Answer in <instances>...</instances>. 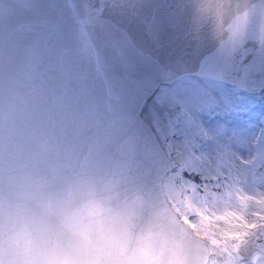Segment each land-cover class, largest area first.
Listing matches in <instances>:
<instances>
[{"label": "water", "instance_id": "obj_1", "mask_svg": "<svg viewBox=\"0 0 264 264\" xmlns=\"http://www.w3.org/2000/svg\"><path fill=\"white\" fill-rule=\"evenodd\" d=\"M187 74L264 89V0H0V174L47 170L103 191L64 216L102 264H208L222 250L173 209L172 159L141 115Z\"/></svg>", "mask_w": 264, "mask_h": 264}, {"label": "rangeland", "instance_id": "obj_2", "mask_svg": "<svg viewBox=\"0 0 264 264\" xmlns=\"http://www.w3.org/2000/svg\"><path fill=\"white\" fill-rule=\"evenodd\" d=\"M262 90L247 93L187 74L162 83L141 111L173 162L163 182L173 209L190 227L191 217L195 234L222 250L208 264H252L237 252L240 242L226 235L246 230L237 224L258 225L248 240L264 251Z\"/></svg>", "mask_w": 264, "mask_h": 264}, {"label": "clouds", "instance_id": "obj_3", "mask_svg": "<svg viewBox=\"0 0 264 264\" xmlns=\"http://www.w3.org/2000/svg\"><path fill=\"white\" fill-rule=\"evenodd\" d=\"M105 193L77 190L36 170L5 165L0 174V264H102L94 241L64 216Z\"/></svg>", "mask_w": 264, "mask_h": 264}, {"label": "snow or ice", "instance_id": "obj_4", "mask_svg": "<svg viewBox=\"0 0 264 264\" xmlns=\"http://www.w3.org/2000/svg\"><path fill=\"white\" fill-rule=\"evenodd\" d=\"M10 108H14V105H11ZM0 120H2V116H0ZM0 147H2V145H0ZM2 164H3V160H2V151H0V172H2ZM222 219V218H221ZM186 222L191 225V227L193 229H196L197 225L195 223H193L192 218L191 217H186ZM233 227L239 229L241 227L245 228L246 230L241 232V231H236V232H232L229 231L226 235L229 237V239H231L234 243L239 241L240 242V247L237 248V251L240 253L241 257L245 260H247V256H245L244 251L242 250L245 245H244V241L248 240L250 237V230L255 229L256 227H258V225L256 224H237L234 225ZM204 231H205V235L207 238L208 235V231H207V226H204ZM261 234L257 233V242L260 243L261 241L259 240V236ZM218 243V242H216Z\"/></svg>", "mask_w": 264, "mask_h": 264}, {"label": "bare ground", "instance_id": "obj_5", "mask_svg": "<svg viewBox=\"0 0 264 264\" xmlns=\"http://www.w3.org/2000/svg\"><path fill=\"white\" fill-rule=\"evenodd\" d=\"M263 90H261V92H262Z\"/></svg>", "mask_w": 264, "mask_h": 264}]
</instances>
